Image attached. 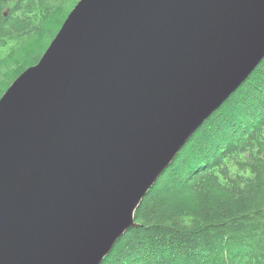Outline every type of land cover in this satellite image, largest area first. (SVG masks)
Instances as JSON below:
<instances>
[{
  "label": "water",
  "instance_id": "water-1",
  "mask_svg": "<svg viewBox=\"0 0 264 264\" xmlns=\"http://www.w3.org/2000/svg\"><path fill=\"white\" fill-rule=\"evenodd\" d=\"M264 59V0H79L0 97V264H101Z\"/></svg>",
  "mask_w": 264,
  "mask_h": 264
},
{
  "label": "trees",
  "instance_id": "trees-1",
  "mask_svg": "<svg viewBox=\"0 0 264 264\" xmlns=\"http://www.w3.org/2000/svg\"><path fill=\"white\" fill-rule=\"evenodd\" d=\"M79 0H0V97ZM101 264H264V59L194 132Z\"/></svg>",
  "mask_w": 264,
  "mask_h": 264
}]
</instances>
